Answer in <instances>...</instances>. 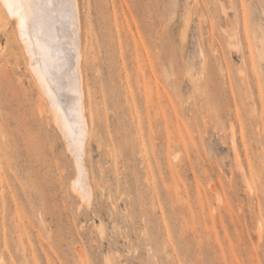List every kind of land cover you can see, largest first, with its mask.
<instances>
[{
  "label": "rangeland",
  "instance_id": "1",
  "mask_svg": "<svg viewBox=\"0 0 264 264\" xmlns=\"http://www.w3.org/2000/svg\"><path fill=\"white\" fill-rule=\"evenodd\" d=\"M79 3L92 195L10 21L0 264H264V0Z\"/></svg>",
  "mask_w": 264,
  "mask_h": 264
},
{
  "label": "bare ground",
  "instance_id": "2",
  "mask_svg": "<svg viewBox=\"0 0 264 264\" xmlns=\"http://www.w3.org/2000/svg\"><path fill=\"white\" fill-rule=\"evenodd\" d=\"M21 2L33 21L25 26L23 34L17 15L9 14L6 0H0V54L5 48L2 32L11 21L15 24V38L31 80L46 100L49 115L74 159L77 179L71 187L82 200L92 195L84 168L86 138L92 125L88 120L90 106L86 103V43L80 3L79 0H31L42 6L34 14L28 0ZM11 55L17 57L15 53Z\"/></svg>",
  "mask_w": 264,
  "mask_h": 264
},
{
  "label": "snow or ice",
  "instance_id": "3",
  "mask_svg": "<svg viewBox=\"0 0 264 264\" xmlns=\"http://www.w3.org/2000/svg\"><path fill=\"white\" fill-rule=\"evenodd\" d=\"M9 9V14H16L18 20L20 21V27L23 34L25 26L33 22L30 20L28 14L23 10L24 5L21 0H6ZM28 7L33 10L34 14L37 9L41 8V5L33 4L31 0H28ZM19 9V11H17Z\"/></svg>",
  "mask_w": 264,
  "mask_h": 264
}]
</instances>
